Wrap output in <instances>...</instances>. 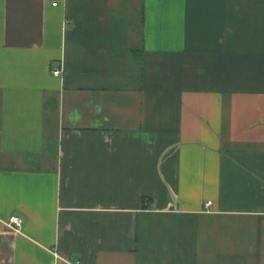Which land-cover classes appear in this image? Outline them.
I'll return each instance as SVG.
<instances>
[{
    "label": "crops",
    "instance_id": "1",
    "mask_svg": "<svg viewBox=\"0 0 264 264\" xmlns=\"http://www.w3.org/2000/svg\"><path fill=\"white\" fill-rule=\"evenodd\" d=\"M75 262L264 264V0H0V264Z\"/></svg>",
    "mask_w": 264,
    "mask_h": 264
},
{
    "label": "built area",
    "instance_id": "2",
    "mask_svg": "<svg viewBox=\"0 0 264 264\" xmlns=\"http://www.w3.org/2000/svg\"><path fill=\"white\" fill-rule=\"evenodd\" d=\"M56 5V3L54 4ZM62 73L61 70H56L54 72L55 75H60ZM22 224L23 221L20 217L18 216H12L9 220H8V225L10 228H12L13 230H15L16 232H20L22 229ZM73 264H80L79 262H75Z\"/></svg>",
    "mask_w": 264,
    "mask_h": 264
}]
</instances>
